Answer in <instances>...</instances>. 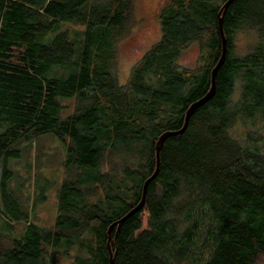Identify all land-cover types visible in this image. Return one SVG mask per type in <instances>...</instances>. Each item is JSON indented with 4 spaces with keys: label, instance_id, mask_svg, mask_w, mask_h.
<instances>
[{
    "label": "trees",
    "instance_id": "obj_1",
    "mask_svg": "<svg viewBox=\"0 0 264 264\" xmlns=\"http://www.w3.org/2000/svg\"><path fill=\"white\" fill-rule=\"evenodd\" d=\"M226 1L167 0L159 39L122 84L134 0H0V264H110L109 249L115 264H264V0L227 6L215 92L165 139L143 207L108 243L155 170L159 136L210 88ZM43 134L65 148L52 225L29 221L9 186L10 163Z\"/></svg>",
    "mask_w": 264,
    "mask_h": 264
},
{
    "label": "rangeland",
    "instance_id": "obj_2",
    "mask_svg": "<svg viewBox=\"0 0 264 264\" xmlns=\"http://www.w3.org/2000/svg\"><path fill=\"white\" fill-rule=\"evenodd\" d=\"M167 0H134L136 22L117 45L116 71L120 83H125L133 64L160 36L158 13ZM72 28V26H71ZM78 29L79 27L74 26ZM196 45L188 47L179 57V63L192 66L197 58ZM248 124L237 125L236 135L241 136ZM63 143L51 134L40 135L24 144L19 158L10 163L13 176L9 186L17 193L28 211V220L39 225H52L56 203L63 178ZM25 222L16 224L21 227ZM53 264H69L59 259Z\"/></svg>",
    "mask_w": 264,
    "mask_h": 264
},
{
    "label": "water",
    "instance_id": "obj_3",
    "mask_svg": "<svg viewBox=\"0 0 264 264\" xmlns=\"http://www.w3.org/2000/svg\"><path fill=\"white\" fill-rule=\"evenodd\" d=\"M231 2H232V0H227L222 6V11L219 12L220 14H219V20H218V28H219V32H220L221 37H222V51H221V55H220L216 65L211 70V80H210L209 90L201 98L195 100L194 102H192L188 106V108L185 111L184 121H183V125L181 128H179L177 130H172V131H165L159 136V138L156 142V145H155V159H156L155 170L151 174V176L148 177L143 183L142 195H141V199H140L139 203L137 205H135L131 210H129L124 216H122L121 218H119L118 220L113 222V224H111L109 226V228H108V243H109L110 238H111L110 230H111L112 225H117L116 231H118L122 221H124L125 219H127L128 217H130L131 215H133L134 213H136L137 211H139L143 207L144 202H145V195H146L147 186H148L149 182L156 176V174L158 172L160 149H161L165 139L169 136L182 133L184 131V129L186 128L187 123L189 121V118H190L191 114L194 112V110L196 108H198L199 106H201L202 104H204L205 102H207L210 99V97L213 95V93L215 92V76H216L218 68L223 63V61L225 59V54H226V41L224 38L223 29H222L223 13L226 10L227 6ZM109 253H110V264H115L110 249H109Z\"/></svg>",
    "mask_w": 264,
    "mask_h": 264
}]
</instances>
